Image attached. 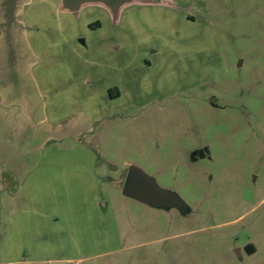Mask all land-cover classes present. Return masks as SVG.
I'll return each mask as SVG.
<instances>
[{"label": "rangeland", "instance_id": "rangeland-1", "mask_svg": "<svg viewBox=\"0 0 264 264\" xmlns=\"http://www.w3.org/2000/svg\"><path fill=\"white\" fill-rule=\"evenodd\" d=\"M2 2L0 108L22 110L19 79L31 74L53 89L47 104L65 132L86 128L62 151H86L104 176L97 207L73 217L91 224L79 255H30L8 238L0 207V264H264V0L134 1L117 16L98 4L54 15L39 0ZM131 166L179 207L125 196ZM44 206L54 221L59 208Z\"/></svg>", "mask_w": 264, "mask_h": 264}, {"label": "crops", "instance_id": "crops-1", "mask_svg": "<svg viewBox=\"0 0 264 264\" xmlns=\"http://www.w3.org/2000/svg\"><path fill=\"white\" fill-rule=\"evenodd\" d=\"M2 1L4 4L7 0ZM39 1L44 4L43 6L54 10L47 11L51 14H71L62 10L61 0ZM148 2L149 0L141 3ZM8 6V2L4 4L5 9H8ZM16 10L13 16V32L21 34L19 38L22 40L26 29L19 19L15 20V17L20 16L18 9ZM120 12L119 10L113 16L119 15ZM44 76V80L51 79L47 75ZM25 77L19 79L22 81L19 99L25 103L22 110L0 108V192H2L0 207L5 214L3 219L5 224L7 223V230H12L8 232V238L23 240V248L30 255L49 253L55 256L62 255L68 248H72L70 253L76 252V255H79L80 239H84L90 232L91 224L85 228L80 224L79 218L76 221L73 217H79L81 208L92 210L97 207L99 202L97 187L104 172L98 171L95 159L86 151L84 153L62 151L66 138L77 136L86 128L82 125L70 127L65 132L63 123L57 119L56 103L49 101L50 105L47 104V99L53 93H49V89L52 88H45L43 92L40 87L33 85L35 79L31 74ZM48 85L44 84L47 87ZM7 92L3 96L9 99ZM120 96L117 91L109 100L115 101ZM37 100L39 105L35 103ZM49 116H52L51 120ZM35 143L37 145L32 147ZM80 175H84L85 178L79 179ZM44 196L50 198L41 201ZM43 205L44 207L52 205L56 210L59 208V214L57 213L54 221L42 211ZM85 212L89 213V210ZM47 225L55 228L52 233L48 232ZM54 230L56 232L53 233ZM88 245L89 242L86 246ZM244 250L248 255L256 251L252 244L245 245ZM235 252L240 256V249ZM73 260L79 262L82 259L58 258L52 261Z\"/></svg>", "mask_w": 264, "mask_h": 264}, {"label": "water", "instance_id": "water-1", "mask_svg": "<svg viewBox=\"0 0 264 264\" xmlns=\"http://www.w3.org/2000/svg\"><path fill=\"white\" fill-rule=\"evenodd\" d=\"M134 1L146 2L148 0H61V8L64 11L74 13L83 5L99 4L107 8L112 15H116L125 4ZM80 42L83 43V41ZM122 193L150 206L170 205L175 208L179 207L175 198L159 189L149 177L134 166L128 169Z\"/></svg>", "mask_w": 264, "mask_h": 264}, {"label": "trees", "instance_id": "trees-1", "mask_svg": "<svg viewBox=\"0 0 264 264\" xmlns=\"http://www.w3.org/2000/svg\"><path fill=\"white\" fill-rule=\"evenodd\" d=\"M193 156L195 155V153L192 154Z\"/></svg>", "mask_w": 264, "mask_h": 264}, {"label": "flooded vegetation", "instance_id": "flooded-vegetation-1", "mask_svg": "<svg viewBox=\"0 0 264 264\" xmlns=\"http://www.w3.org/2000/svg\"><path fill=\"white\" fill-rule=\"evenodd\" d=\"M201 156H202V154H201Z\"/></svg>", "mask_w": 264, "mask_h": 264}]
</instances>
